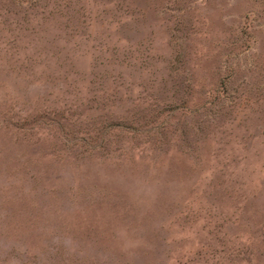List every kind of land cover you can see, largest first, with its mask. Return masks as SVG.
I'll return each mask as SVG.
<instances>
[{
  "label": "rangeland",
  "instance_id": "1",
  "mask_svg": "<svg viewBox=\"0 0 264 264\" xmlns=\"http://www.w3.org/2000/svg\"><path fill=\"white\" fill-rule=\"evenodd\" d=\"M0 264H264V0H0Z\"/></svg>",
  "mask_w": 264,
  "mask_h": 264
}]
</instances>
